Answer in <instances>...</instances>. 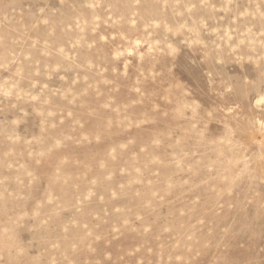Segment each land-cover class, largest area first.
Listing matches in <instances>:
<instances>
[{
  "label": "rangeland",
  "instance_id": "obj_1",
  "mask_svg": "<svg viewBox=\"0 0 264 264\" xmlns=\"http://www.w3.org/2000/svg\"><path fill=\"white\" fill-rule=\"evenodd\" d=\"M0 264H264V0H0Z\"/></svg>",
  "mask_w": 264,
  "mask_h": 264
},
{
  "label": "bare ground",
  "instance_id": "obj_2",
  "mask_svg": "<svg viewBox=\"0 0 264 264\" xmlns=\"http://www.w3.org/2000/svg\"><path fill=\"white\" fill-rule=\"evenodd\" d=\"M262 129V128H261Z\"/></svg>",
  "mask_w": 264,
  "mask_h": 264
}]
</instances>
